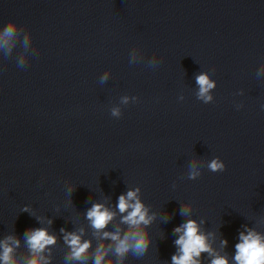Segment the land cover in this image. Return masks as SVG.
<instances>
[{
    "label": "water",
    "instance_id": "water-1",
    "mask_svg": "<svg viewBox=\"0 0 264 264\" xmlns=\"http://www.w3.org/2000/svg\"><path fill=\"white\" fill-rule=\"evenodd\" d=\"M9 20L0 246L19 241H8L16 264L34 257L25 233L35 228L56 241L40 264H93L98 245L115 247L103 231L135 230L117 203L136 189L154 217L140 226L148 247L110 251L105 264H173L188 220L213 252L199 264H236L240 233L264 237V0H0V35ZM202 73L215 83L207 103ZM217 158L223 172L208 167ZM97 203L116 213L101 232L86 219ZM66 233L91 242L85 261L69 259Z\"/></svg>",
    "mask_w": 264,
    "mask_h": 264
},
{
    "label": "clouds",
    "instance_id": "clouds-1",
    "mask_svg": "<svg viewBox=\"0 0 264 264\" xmlns=\"http://www.w3.org/2000/svg\"><path fill=\"white\" fill-rule=\"evenodd\" d=\"M16 22L9 20L6 24L3 34L0 35V47H3L7 42V38L12 37L16 33ZM20 65L24 64V60L18 61ZM196 83L199 86L198 98H201L207 103L212 100V96L209 95V91L215 87V83L211 81L207 74H200L196 77ZM126 102V98H125ZM113 116H119V110H112ZM208 167L213 172H223L225 165L218 158L213 159ZM189 172V179H195L199 174L195 171V164L191 165ZM139 189L135 191L129 190L126 194H122L118 198L117 208L122 216V223L127 224L130 230L125 232L121 236L120 230L115 232L103 231L104 238H110L115 247L110 245L105 248L103 244L97 246L95 253L92 257L93 264H105V257L108 252H114V254L123 258L130 251L134 255H143L146 251L149 238L147 233L140 230L141 225H149L154 217L148 216V209L144 206L141 200L138 198L137 193ZM27 210V209H25ZM182 214L187 215V207L182 209ZM116 213L109 210L103 204H93L86 212V219L90 221L91 227L97 232L104 230L108 224L115 218ZM63 232L64 230L61 229ZM175 232L182 233L175 241V244L179 246V255L172 256L173 264H199L198 258L202 252H208L213 255L212 249L206 242V238L203 234L199 233L198 225L194 220H188L181 226L175 229ZM25 239L30 251L35 254L27 264H40L43 257L39 254L42 253L46 246L55 244V237L49 235L46 229L35 228L29 229L25 233ZM65 243L71 248L69 259L85 261L86 253L91 246L90 241L81 242L80 235L76 233H66L64 235ZM8 241H12L16 246L19 245V241L13 240L12 237H8L3 243L2 252H0V261L3 264H16L13 260L12 253L13 248L9 246ZM225 245L227 241H222ZM236 255L234 257L236 264H264V237L260 234L249 231L247 234L240 233V242L236 244ZM47 264V261H45ZM211 264H228L227 258L219 255H214L211 260Z\"/></svg>",
    "mask_w": 264,
    "mask_h": 264
}]
</instances>
